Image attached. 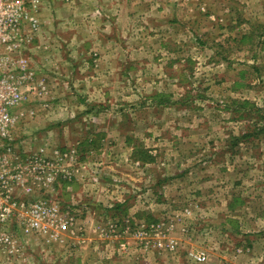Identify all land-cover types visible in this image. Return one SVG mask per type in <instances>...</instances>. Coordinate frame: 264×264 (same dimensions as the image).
I'll return each mask as SVG.
<instances>
[{
	"label": "rangeland",
	"instance_id": "obj_1",
	"mask_svg": "<svg viewBox=\"0 0 264 264\" xmlns=\"http://www.w3.org/2000/svg\"><path fill=\"white\" fill-rule=\"evenodd\" d=\"M37 17L46 94L13 147L68 170L30 200H57L74 234L6 224L0 264H264V0H40ZM152 222L175 251L104 234Z\"/></svg>",
	"mask_w": 264,
	"mask_h": 264
},
{
	"label": "built area",
	"instance_id": "obj_2",
	"mask_svg": "<svg viewBox=\"0 0 264 264\" xmlns=\"http://www.w3.org/2000/svg\"><path fill=\"white\" fill-rule=\"evenodd\" d=\"M39 3L40 0H0V227L16 221L26 232L38 233L51 242H62L64 234H74V219L69 212L61 213L54 198L49 201L30 198L38 190L52 192L55 180L67 178L68 170L46 157L42 149L24 157L13 147L17 126L24 116L33 112L23 105L46 94L44 77L38 76L28 55L29 48L37 44L41 28L37 17ZM172 229V224L165 227L161 222H152L118 232L114 223L104 234L114 238L130 235L147 247L153 245L158 251L173 252L176 242L169 236ZM0 244L14 249L11 236L3 230ZM189 256L195 264L206 261L202 252H191Z\"/></svg>",
	"mask_w": 264,
	"mask_h": 264
},
{
	"label": "trees",
	"instance_id": "obj_3",
	"mask_svg": "<svg viewBox=\"0 0 264 264\" xmlns=\"http://www.w3.org/2000/svg\"><path fill=\"white\" fill-rule=\"evenodd\" d=\"M130 157L132 158L134 162L140 163V164L152 163L154 161V158L150 154H148V152L144 148L137 147V146L134 147L133 151L131 152ZM119 208L120 206L117 205V210L121 212Z\"/></svg>",
	"mask_w": 264,
	"mask_h": 264
},
{
	"label": "crops",
	"instance_id": "obj_4",
	"mask_svg": "<svg viewBox=\"0 0 264 264\" xmlns=\"http://www.w3.org/2000/svg\"><path fill=\"white\" fill-rule=\"evenodd\" d=\"M5 230H6V227H5ZM119 250V249H118Z\"/></svg>",
	"mask_w": 264,
	"mask_h": 264
}]
</instances>
